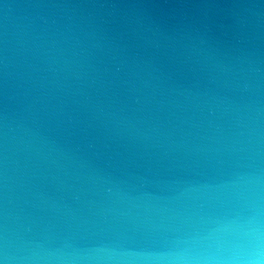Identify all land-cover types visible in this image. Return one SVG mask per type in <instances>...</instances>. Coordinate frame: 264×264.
I'll return each instance as SVG.
<instances>
[{"label":"clouds","instance_id":"clouds-1","mask_svg":"<svg viewBox=\"0 0 264 264\" xmlns=\"http://www.w3.org/2000/svg\"><path fill=\"white\" fill-rule=\"evenodd\" d=\"M0 264H264V0H0Z\"/></svg>","mask_w":264,"mask_h":264}]
</instances>
